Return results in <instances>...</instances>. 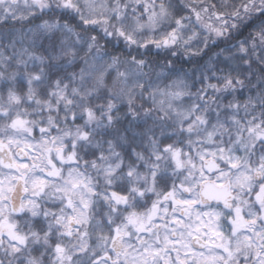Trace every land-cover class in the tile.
Instances as JSON below:
<instances>
[{"label":"snow or ice","instance_id":"obj_1","mask_svg":"<svg viewBox=\"0 0 264 264\" xmlns=\"http://www.w3.org/2000/svg\"><path fill=\"white\" fill-rule=\"evenodd\" d=\"M0 264H264V0H0Z\"/></svg>","mask_w":264,"mask_h":264}]
</instances>
